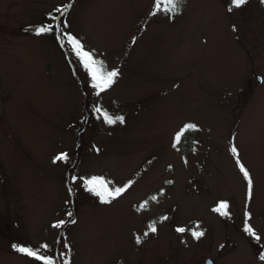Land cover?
<instances>
[{
	"label": "rangeland",
	"instance_id": "rangeland-1",
	"mask_svg": "<svg viewBox=\"0 0 264 264\" xmlns=\"http://www.w3.org/2000/svg\"><path fill=\"white\" fill-rule=\"evenodd\" d=\"M155 3L0 0V264H42L13 244L54 264H264V2ZM66 4L63 30L118 71L99 95L58 33L35 34ZM73 176L129 186L102 203Z\"/></svg>",
	"mask_w": 264,
	"mask_h": 264
},
{
	"label": "snow or ice",
	"instance_id": "snow-or-ice-1",
	"mask_svg": "<svg viewBox=\"0 0 264 264\" xmlns=\"http://www.w3.org/2000/svg\"><path fill=\"white\" fill-rule=\"evenodd\" d=\"M247 2V0H231V4L233 7H240L244 5ZM264 2V0H262ZM161 3L164 4V10L169 13H178L180 11V4L182 3V0H156V3L154 4V8L159 9ZM70 5H64L62 7H57L54 11L59 13V16H53L51 13H49V16H51L52 23H46L44 25L36 26L34 31L36 35H41L45 33L50 32H56L57 40L63 39L65 43H63L62 47H68L70 48V53L74 54L77 58L80 66L86 71L87 76L89 78L90 86L95 90L96 94L99 95L101 92L108 89L113 83L114 78L118 76V71L116 69L107 70L103 64L102 61L95 58L94 53L91 50H87L86 46L82 44L80 39H78L76 36H74L70 32H66L63 29L67 28V24L62 20V17L64 16L65 10ZM231 10V9H229ZM59 21V23H56ZM94 112L100 113L101 116L104 119V122L107 124H113L119 121L120 123H124V117L123 116H116L113 118L110 116L106 111H102L100 106H97L94 108ZM197 126L193 123H186L174 136L173 138V147H175L178 143H180L181 138L184 136L185 132H187L190 129H195ZM230 151L233 154L237 153V149L235 146L230 148ZM67 154L60 153L54 158V162L56 160H66ZM237 164L240 167L241 172L243 173L245 179L248 182V190L249 195L252 193V180L249 176L248 170L244 167L243 164H240L239 160H237ZM73 181L80 180L83 182V185L85 189L95 194L102 203H109L112 199H115L117 196L121 195L127 188L128 184H125L123 187H110V181L106 180L103 176H91V177H72ZM131 183V182H129ZM71 191V189H70ZM151 199H156V197H151ZM147 201L141 205V207H146ZM227 209V203L226 202H219L218 207L214 209V211L220 212L222 215H227V211H222ZM69 218H71L72 213L69 212L67 214ZM249 216L248 212H245V217L247 218ZM166 219V217L162 218ZM68 222H74V221H68ZM66 221H59L57 222L54 227H61ZM149 230L151 232L156 231L155 225H151ZM177 231L183 232L185 229L178 228ZM244 231L249 233L253 238L259 240L260 237L256 235V233L252 230V228L248 224V220L245 219L244 222ZM147 235V233H145ZM203 233L199 231H194L193 236L198 238L202 236ZM140 242V238L137 237V243ZM12 247L19 253L25 254L26 256L30 258H34L37 261L42 262V264H54V258L50 255H47L43 250L48 248L47 244H42L39 248L33 249L32 247L27 246H21L17 244H13ZM64 247L67 248L68 245L65 243ZM66 253H60L61 257H65ZM261 260H264V255H261ZM63 264H69V261L67 259H64Z\"/></svg>",
	"mask_w": 264,
	"mask_h": 264
},
{
	"label": "water",
	"instance_id": "water-1",
	"mask_svg": "<svg viewBox=\"0 0 264 264\" xmlns=\"http://www.w3.org/2000/svg\"><path fill=\"white\" fill-rule=\"evenodd\" d=\"M205 264H212V260L207 259V260L205 261Z\"/></svg>",
	"mask_w": 264,
	"mask_h": 264
},
{
	"label": "trees",
	"instance_id": "trees-1",
	"mask_svg": "<svg viewBox=\"0 0 264 264\" xmlns=\"http://www.w3.org/2000/svg\"><path fill=\"white\" fill-rule=\"evenodd\" d=\"M49 34H55V32H50Z\"/></svg>",
	"mask_w": 264,
	"mask_h": 264
}]
</instances>
